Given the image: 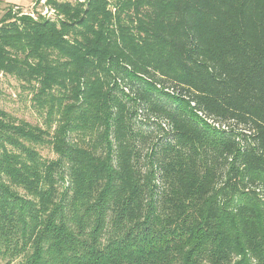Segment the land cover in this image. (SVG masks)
Instances as JSON below:
<instances>
[{
  "label": "trees",
  "instance_id": "trees-1",
  "mask_svg": "<svg viewBox=\"0 0 264 264\" xmlns=\"http://www.w3.org/2000/svg\"><path fill=\"white\" fill-rule=\"evenodd\" d=\"M47 3L0 17L44 115L0 108V264H264V0Z\"/></svg>",
  "mask_w": 264,
  "mask_h": 264
},
{
  "label": "rangeland",
  "instance_id": "rangeland-1",
  "mask_svg": "<svg viewBox=\"0 0 264 264\" xmlns=\"http://www.w3.org/2000/svg\"><path fill=\"white\" fill-rule=\"evenodd\" d=\"M13 1V0H12ZM23 5L12 4V13H17L18 15L26 14L33 20L49 19L51 22H56L63 18V15L56 9V7L47 3H41L40 0H20ZM82 2L84 0H76ZM5 8H9L8 5H3L0 3V17L2 16ZM114 14L115 8L110 5L109 7ZM47 13H44L46 12ZM0 108L7 111L10 115L17 119H23L31 123H41L43 122L44 115L39 113L37 109L33 106L30 100V92L24 89L22 85L15 80L14 77L4 75L0 72ZM202 116V115H201ZM200 116V117H201ZM202 118V117H201ZM209 123H212L207 119ZM213 124V123H212ZM214 126L217 124L214 123ZM227 128L226 126H223ZM42 156L47 158L54 157V153L47 146L37 147Z\"/></svg>",
  "mask_w": 264,
  "mask_h": 264
},
{
  "label": "crops",
  "instance_id": "crops-1",
  "mask_svg": "<svg viewBox=\"0 0 264 264\" xmlns=\"http://www.w3.org/2000/svg\"><path fill=\"white\" fill-rule=\"evenodd\" d=\"M28 0L25 3H27ZM0 3L3 4V5H8V4H18V5H23V2H21L20 0H0Z\"/></svg>",
  "mask_w": 264,
  "mask_h": 264
},
{
  "label": "built area",
  "instance_id": "built-area-1",
  "mask_svg": "<svg viewBox=\"0 0 264 264\" xmlns=\"http://www.w3.org/2000/svg\"><path fill=\"white\" fill-rule=\"evenodd\" d=\"M40 2H41V3H44V0H40ZM44 13H47V11H46V12H44Z\"/></svg>",
  "mask_w": 264,
  "mask_h": 264
}]
</instances>
